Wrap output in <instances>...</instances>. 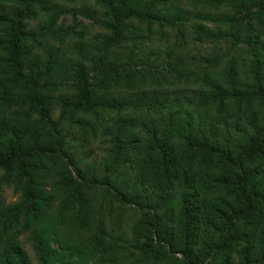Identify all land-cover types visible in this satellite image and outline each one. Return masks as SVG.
<instances>
[{"label": "trees", "instance_id": "16d2710c", "mask_svg": "<svg viewBox=\"0 0 264 264\" xmlns=\"http://www.w3.org/2000/svg\"><path fill=\"white\" fill-rule=\"evenodd\" d=\"M155 24L215 45L149 61ZM255 33L264 0H0V264H264Z\"/></svg>", "mask_w": 264, "mask_h": 264}, {"label": "rangeland", "instance_id": "374dc122", "mask_svg": "<svg viewBox=\"0 0 264 264\" xmlns=\"http://www.w3.org/2000/svg\"><path fill=\"white\" fill-rule=\"evenodd\" d=\"M69 4H66V6ZM88 6V5H87ZM74 10H76L73 13L65 14L64 16H61L60 19H58V23L62 25L63 28H67L68 26H74L75 30L77 32L83 33V38L88 40L90 43L93 42L94 37L98 34H102L104 30L102 29L101 25L94 21V18L88 17V15H83L82 10L80 6H72ZM205 26L207 28H212L213 26L209 23H205ZM154 31V34L149 36L146 32H143L144 35L141 37L140 40L135 44L133 47V50L136 54L141 55V52H144L142 54L147 56V59L149 61L154 60V56L158 57L164 64L167 63L168 56H176L180 54H190V56H203L205 52H210L211 48L214 47L215 42H206L203 41L202 44L198 41V39L195 38L193 35H186L184 38L175 37V33L173 31H177L178 26H173V28L169 27H163L160 28L156 24L152 26L151 28ZM160 30L164 33V36L160 34ZM156 31V33H155ZM178 35V34H177ZM150 37V38H149ZM264 39L263 35H260L258 33H255L251 40V45L253 48L260 46V41ZM205 40V39H204ZM72 43L71 39H65V44ZM54 45L57 48L63 49L64 46L59 45L58 43H54ZM172 46L174 48H172ZM219 50V53H224V50L226 49L225 43L218 39L217 44ZM122 53L123 50H121ZM138 65L139 61H138ZM223 65L220 66L218 69H222ZM104 148H106V145L102 144L101 141H96L94 143L90 142L88 143V146L86 147V153L90 152L92 153V157L97 162L102 158V153ZM3 198L6 200V202H15L17 196H14L10 190H4L3 191ZM23 240V239H21ZM24 243V249L30 256V258L33 260V255L30 251L29 246H27ZM34 263V262H33Z\"/></svg>", "mask_w": 264, "mask_h": 264}]
</instances>
